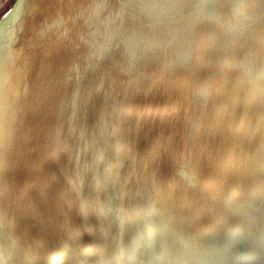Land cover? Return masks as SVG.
Instances as JSON below:
<instances>
[{
  "label": "rangeland",
  "instance_id": "obj_1",
  "mask_svg": "<svg viewBox=\"0 0 264 264\" xmlns=\"http://www.w3.org/2000/svg\"><path fill=\"white\" fill-rule=\"evenodd\" d=\"M14 2L0 0V16ZM127 13L135 22L125 23ZM108 21L98 31L104 42L99 54L123 53L125 73L146 85V102L164 103L163 114L172 111L165 131L173 140L150 164V128L128 148L121 131L107 130L94 161L102 152L105 157L91 178L98 218L87 222L83 236L68 226L51 241L50 251L70 231L78 255L59 264H81L86 252L87 264H264V0H118ZM188 129L196 142L186 145L181 137ZM86 138L77 134L76 158L89 153ZM208 154L218 155L214 167L219 168L209 187L213 162L201 160ZM229 186L236 189L227 199ZM13 217L10 213L8 220ZM43 229L36 228L38 237ZM37 239L15 238L19 254L32 250L29 242ZM97 243L98 249L90 250ZM121 254L125 258L119 261Z\"/></svg>",
  "mask_w": 264,
  "mask_h": 264
},
{
  "label": "bare ground",
  "instance_id": "obj_2",
  "mask_svg": "<svg viewBox=\"0 0 264 264\" xmlns=\"http://www.w3.org/2000/svg\"><path fill=\"white\" fill-rule=\"evenodd\" d=\"M117 1L15 0L0 16V264H59L78 255L71 247L70 231L60 239V247L50 251L49 246L68 226L85 235L87 222L98 218L97 186L91 178L97 162L105 157V152L98 153L94 161L95 150L103 151L100 141L107 130L121 131L128 148L137 146L142 134L150 128L147 134L153 146L150 164L160 159L172 139L165 131L172 111L163 114L164 103H147L142 92L146 85L125 73L123 53L115 52L113 56L112 49L110 53L99 54L104 42L98 40V31L103 21L107 23ZM135 20L131 13L124 19L128 24ZM158 92L155 87L154 95ZM184 116V111L178 115L179 129ZM79 133L89 139L90 147L81 159L75 156L80 146ZM181 140L186 145L196 142L190 129ZM208 155H201V160L213 162L214 179L206 183L209 187L215 185L219 168L214 167L218 155ZM235 189L226 188L227 199L232 198ZM252 190H247L248 197ZM10 213L14 214L12 222L8 220ZM20 222L19 228L13 227ZM40 225L45 232L38 237L35 230ZM100 227L95 224L98 232ZM17 237L38 239L36 244L29 242L32 250L21 255L14 242ZM94 249H98V243L90 248ZM88 254L85 253L81 264H87ZM124 258L121 254L118 260Z\"/></svg>",
  "mask_w": 264,
  "mask_h": 264
},
{
  "label": "crops",
  "instance_id": "obj_3",
  "mask_svg": "<svg viewBox=\"0 0 264 264\" xmlns=\"http://www.w3.org/2000/svg\"><path fill=\"white\" fill-rule=\"evenodd\" d=\"M3 11V10H2Z\"/></svg>",
  "mask_w": 264,
  "mask_h": 264
}]
</instances>
